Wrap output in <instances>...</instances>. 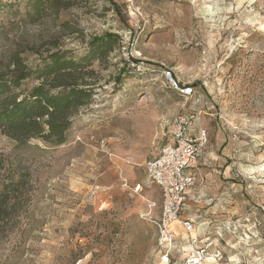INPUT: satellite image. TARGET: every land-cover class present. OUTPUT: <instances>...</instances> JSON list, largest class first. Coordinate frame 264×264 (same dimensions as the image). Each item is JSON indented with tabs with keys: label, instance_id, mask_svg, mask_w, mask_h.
Returning <instances> with one entry per match:
<instances>
[{
	"label": "rangeland",
	"instance_id": "obj_1",
	"mask_svg": "<svg viewBox=\"0 0 264 264\" xmlns=\"http://www.w3.org/2000/svg\"><path fill=\"white\" fill-rule=\"evenodd\" d=\"M27 1L0 0V71L14 56L29 68L56 51L80 57L105 34L119 43L106 69L94 64V96L71 117L63 144L19 147L0 133V154L29 174L27 206L0 238V264H159L161 196L145 163L182 116L207 145L178 221L192 222L208 264H264V0H78L35 24ZM162 65L191 98L169 87ZM177 246L172 264L189 254L186 242Z\"/></svg>",
	"mask_w": 264,
	"mask_h": 264
},
{
	"label": "trees",
	"instance_id": "obj_2",
	"mask_svg": "<svg viewBox=\"0 0 264 264\" xmlns=\"http://www.w3.org/2000/svg\"><path fill=\"white\" fill-rule=\"evenodd\" d=\"M75 1L78 0H28L24 8L26 21L35 24L47 11L70 7ZM118 43L114 34L94 37L84 55L75 58L56 51L34 68L12 57L6 69L0 71V133L19 147L31 140L63 144L71 117L89 105L94 96L92 86L98 75L94 64L106 69ZM29 80L36 85L26 92L22 86ZM119 81L120 77L117 84ZM28 193L29 174L22 163L16 157L0 154V238L18 224Z\"/></svg>",
	"mask_w": 264,
	"mask_h": 264
},
{
	"label": "built area",
	"instance_id": "obj_3",
	"mask_svg": "<svg viewBox=\"0 0 264 264\" xmlns=\"http://www.w3.org/2000/svg\"><path fill=\"white\" fill-rule=\"evenodd\" d=\"M129 33H132L129 31ZM124 50L125 48H121ZM138 70L145 69L143 65L136 66ZM161 73L169 87L187 100L193 96L190 86L181 85L174 79V72L162 65ZM207 138L202 129L194 130L191 118L177 117L173 121L172 138L158 151V154L145 163L148 180L155 185L161 196V213L155 222L157 227V248L159 264H172L175 251H180L177 240L188 244L190 250L181 264H208V255L203 240L192 235L193 224L188 219L178 221L183 210L187 193L194 186V176L190 166L205 149ZM121 187L132 194L141 191V186L130 187L127 181ZM178 223L182 236H179L173 225ZM216 258L218 255L213 254Z\"/></svg>",
	"mask_w": 264,
	"mask_h": 264
},
{
	"label": "crops",
	"instance_id": "obj_4",
	"mask_svg": "<svg viewBox=\"0 0 264 264\" xmlns=\"http://www.w3.org/2000/svg\"><path fill=\"white\" fill-rule=\"evenodd\" d=\"M193 128H194V130H196V128H195L194 126H193ZM199 155H200V154H199ZM196 159H197V158H196ZM196 159H195V160H196ZM195 160H194V162H195ZM194 162L191 164V166H190L191 168L193 167ZM191 168H190V171H191ZM191 173H192V172H191Z\"/></svg>",
	"mask_w": 264,
	"mask_h": 264
}]
</instances>
